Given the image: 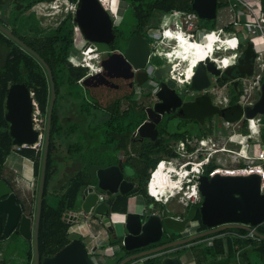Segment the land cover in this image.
Listing matches in <instances>:
<instances>
[{"label":"trees","instance_id":"obj_1","mask_svg":"<svg viewBox=\"0 0 264 264\" xmlns=\"http://www.w3.org/2000/svg\"><path fill=\"white\" fill-rule=\"evenodd\" d=\"M71 2L74 3L75 0H71ZM232 2V0H216L210 22L199 18L200 26L213 30L217 11ZM82 3L83 11H85L83 19L78 18V12L74 16L67 15L55 30H50L39 38L36 36V24L28 22L25 27H28V31L34 32L33 36L28 39L19 38L47 63L53 76L56 93L38 232V250L41 259L53 256L70 242L71 238L68 233L70 225L63 221L64 213L76 210L79 194L95 180V170L103 165L107 155L114 158L112 154L126 145L125 140L145 119L143 113L133 115L129 112L125 117H114L113 124L110 123L108 113L97 108L96 102L80 86L79 82L86 76L87 69L75 67L69 61L70 54L74 51V32L75 29H78L77 26H80L76 22L75 16L81 23L83 21L97 22L93 31L98 32L99 35L92 39L82 35V38L93 43L97 51L108 52L113 49L122 50L133 35H141L150 40L148 32L159 27L164 14L189 12L197 14L193 8L194 0H127L128 7L123 20L118 26H113L112 17L108 11L105 10L109 23H104L105 20H101V17H104L95 13V3L91 2L88 6L84 5V0ZM262 3L264 4V0ZM226 30L230 32L233 29L226 28ZM14 34L19 37L17 32ZM236 52V59L230 67L225 69L221 75L213 74L215 77L219 76L216 80L218 86H226L229 106L237 104L243 94L242 79L254 76L260 66L257 62L258 53L248 40L244 41L240 38ZM262 75L261 81L264 80V71H262ZM148 79V75L143 72V75L138 77V83H146ZM15 83H23L33 93V100L37 104L39 116L44 120L42 126L45 127L50 99L47 74L39 61L0 32V180L9 183L10 176L5 173V162L11 153H17L31 161L33 176L37 178L31 199L32 210H35L42 150L30 147L14 150L8 124L4 120L6 93L9 85ZM171 119L172 117L166 116L158 126L159 135L154 144L145 142L142 144L147 153L146 157L138 155V158L131 162V166L136 171L143 169L145 181H148L150 172L155 170L161 160L177 157L172 143L184 142L186 137H191V134L197 137L205 135L203 130H195L190 133L186 131V127L183 131L180 130L181 132L174 131L170 129ZM126 121L127 133L123 126V122ZM261 121L264 122V116L261 117ZM166 124H168L167 127ZM211 129L210 126L207 131L210 133ZM242 132L245 133L246 130L243 129ZM80 139L84 140L82 171L69 176L67 183L62 185L59 182L56 187L51 188V183L59 177L60 160L64 162L75 160L79 151ZM262 141L264 142V129H262ZM91 149L96 150L93 155L90 152ZM131 149L132 152H137L134 147ZM59 153H63L65 157H60ZM213 168L214 165H209L203 174H207ZM144 193L146 199L152 200L146 190ZM18 203H21L26 211H30L31 206L26 205L25 202L19 201ZM109 204L111 211L124 212L127 210V196L120 195L109 200ZM195 221L198 223L196 232L200 233L208 229L200 223L199 214L196 215ZM256 231L264 235V230L261 227H257ZM246 234L247 231L242 229L221 231L180 247L171 256H180L186 251H190L199 264H264V239L249 238L246 237ZM178 237L180 235L171 234V237H166L163 242L173 241ZM209 238H213V240L211 245L207 246L204 241ZM22 242L26 257L25 264H30L31 241L22 240ZM119 243L120 241H110L111 245Z\"/></svg>","mask_w":264,"mask_h":264},{"label":"water","instance_id":"obj_2","mask_svg":"<svg viewBox=\"0 0 264 264\" xmlns=\"http://www.w3.org/2000/svg\"><path fill=\"white\" fill-rule=\"evenodd\" d=\"M83 1V0H82ZM216 0H194L193 8L198 17L210 21L213 5ZM91 2L96 4L97 14L103 16L101 20L108 22L107 12L101 3L95 0H84V5ZM78 8V7H77ZM95 10V9H94ZM264 11V9H263ZM78 12V10H77ZM95 15V14H94ZM77 26L80 35L90 39L99 35L93 31L95 23L83 21ZM103 22V21H101ZM109 23V22H108ZM82 25V26H81ZM177 25L181 26L180 22ZM0 32L19 47L32 55L44 68L50 88V99L44 127L42 155L38 177L34 219L22 211L21 205L16 203V196L4 180H0V238L8 239L14 232L22 240L32 236V264H107L114 260L113 256L99 255L97 260L91 254L97 252V247L89 251L86 244L78 238H73L68 244L51 257H40L38 250V232L43 201L47 155L50 142V129L53 106L56 100L55 85L51 70L47 63L37 52L28 47L13 33L0 24ZM95 32V33H94ZM152 45L139 35H133L128 40L122 52L114 51L103 53L99 61L100 71L89 74L80 80V86L87 91L89 97L96 102L97 108L104 112H111L115 102L133 95L135 74L139 71L147 72L149 51ZM171 64H157L151 68V76L159 82V91L156 93L158 102L153 108L146 109L147 120L139 125L135 135L140 140L154 141L157 136L156 125L161 121L162 115H170L181 104L180 96L173 89H169L165 77ZM219 75L220 70L206 60L197 63L194 74L190 79L189 91L200 95L211 87L208 73ZM33 93L23 83L10 84L6 93L4 105L6 113L4 120L8 124L9 135L13 147H34L40 145L41 134L32 121ZM209 114L219 115L226 121L234 123L242 115L247 119L255 116H264V80L258 90V95L252 105L239 104L227 106L222 109L209 104ZM118 166H111L97 170V189L89 187L82 191L79 198V211H66L63 221L67 224L84 222L89 215L97 217L111 234L114 241H120L114 248L122 249L123 256L113 264H183L179 256L167 255L173 248L187 245L228 229H242L258 239H264L256 231L257 227L264 230V192L260 189L259 176H223L200 175L198 178V191L201 202L197 208L191 207L183 218L169 216L159 208H144L142 211L126 210L121 213L111 211L109 203L104 202L99 191L109 194L126 195L129 189H123L126 181L122 180ZM199 214L200 223L208 229L200 233H190L196 215ZM113 218H118L112 220ZM33 225V230L31 226ZM171 234L183 236L175 241L149 248L160 243L164 235ZM107 244H101L99 252L106 251ZM146 249V250H143ZM143 250V251H140ZM132 253V254H131ZM130 254V255H129ZM103 256V257H101ZM219 264V263H208Z\"/></svg>","mask_w":264,"mask_h":264},{"label":"built area","instance_id":"obj_3","mask_svg":"<svg viewBox=\"0 0 264 264\" xmlns=\"http://www.w3.org/2000/svg\"><path fill=\"white\" fill-rule=\"evenodd\" d=\"M99 1L105 10L109 9V0ZM234 2L235 5L240 7V10L236 13L238 18L236 17V21L231 19L228 23L230 25L225 26L230 29L231 25L235 28L242 23L243 28L247 33L246 38L249 42H251L253 48L257 51L259 58L261 55H264V13L262 0H234ZM228 11L233 13L232 8H229ZM172 17L174 19L173 23L175 30L179 33L182 31V33L186 35H174L173 38L175 40V44L170 46L169 51L164 52L168 58L175 62L173 72L180 67V63L186 62L188 64L187 67H184V70L186 71L188 70L190 64L189 61L185 59L187 58L186 55L178 57L177 51H180L179 49L183 47L180 37H182L183 41H187L189 45H199L201 48L206 46L209 41H212V43L219 41V45L215 46L217 50L216 52L224 49L232 50L240 41L238 36L227 33L228 31H226L224 27L217 28L215 32L202 31L197 26V16L194 13L174 14ZM177 22H180L181 26L177 25ZM163 34L165 35L166 32H163ZM80 42H82L81 36H75L74 51L69 57L70 63L75 67L86 68L88 70V74L100 71V53L93 52V60H89V55L81 56L87 54L89 51H93L94 49H91L89 48V45H84V43L81 44ZM214 54L215 53L210 55L209 60L214 63L216 68L221 72L227 69V67L234 62L237 56V53H233L231 56L232 58L228 60L224 57H214ZM224 60H227L226 64H223ZM204 61L205 59L203 62ZM197 63L198 62H195L194 65ZM260 67V71L264 70V63H261ZM217 78L218 77H215L213 81H216ZM245 80L246 79L243 80L244 92L238 102L241 106L252 105L253 99H251V95L254 92H257L260 88L261 74H255L251 79L247 80L248 82H245ZM147 83L151 84V81L149 80ZM215 85L218 86L217 81L211 87L210 93L215 99V105L221 109L228 105V97L222 92V90L214 89ZM220 88H224V86ZM136 95L140 96L141 94L138 92ZM32 107V121L33 124H37L35 117L37 115L39 116V110L35 102L32 103ZM215 116H217L220 120V123H216L219 128L222 126L225 128L230 127V130L228 133L223 134L221 130L216 128H213L210 133L207 129H204L203 132L205 135L186 139L181 144V150L183 149L185 152L186 146L190 148L188 155L193 160V163L189 170L185 165H181L178 170H175L170 165H165L166 163L160 161L155 170L150 172V177L146 184L147 194L155 202L162 204L164 207L163 210L173 217L180 219L183 218L190 206L197 205L201 202L200 193L198 191V178L211 164L214 165V168L206 174L209 178L216 174L223 176H248L255 174L259 176L261 182L260 189L262 193L264 192V142L262 141V129H264V122L261 121V117L257 115L254 118L247 119L244 115H242L239 121L230 123L219 115ZM242 127L246 130L245 133H241L239 131ZM38 146H34L32 148L37 149ZM21 148H27V146H23ZM21 148L14 147V150L18 151ZM161 166L163 167L164 172H166L174 180L179 182L181 181L178 196L171 198L172 202H166L162 200L161 197L158 198L157 195H153L149 187L153 174ZM159 189V187H156V191ZM177 198L182 200L181 211L173 212L166 208L168 205H172ZM246 237L256 238L252 232H247ZM212 240L213 238L205 240L206 245L210 246Z\"/></svg>","mask_w":264,"mask_h":264},{"label":"flooded vegetation","instance_id":"obj_4","mask_svg":"<svg viewBox=\"0 0 264 264\" xmlns=\"http://www.w3.org/2000/svg\"><path fill=\"white\" fill-rule=\"evenodd\" d=\"M97 1H99V0H97ZM117 2L121 3L120 9L116 8ZM110 5L111 6H110V9L108 11L112 17L113 26H118L125 16V11L128 7L127 0H113L112 2L110 1ZM82 6H83L82 0H75L74 3H72L71 0H0V24L3 27L9 29L13 33V35H15L14 32H17V34L19 36V37H17L18 39L19 38L20 39H22V38L28 39V38L33 36L34 32L28 31V27H25V24L28 22L34 23V24H36V30H37L36 36L39 38L41 36L43 37V35L48 33L50 30H55L56 27L60 24V22L62 20H64V18L67 15H72V16L76 15L77 10H79L78 11V18L83 19L82 17L85 16L84 15L85 11H83L84 8H82ZM122 6H124V8L121 10ZM69 8H70V10H69ZM114 11H115V14H114ZM167 27L172 28V23L171 24L168 23ZM15 36H17V35H15ZM139 36H141V35H139ZM149 37H150V35H149ZM150 39L151 40L146 39L147 43L152 45V47L149 51L148 68L151 69L152 66H156L158 63L155 60L158 58H161L163 60L162 63L171 64V68L165 77V82H166L167 86L169 87V89L175 90V92L181 98V104L175 112H173L170 115H166V114L162 115L161 121L159 122V124L156 125V129L158 131L156 139L158 138V135H159L158 126L162 123V121L165 119L166 116L172 117L171 123L172 124L174 123V125H173L174 129H172L174 131L181 132L180 130L183 131V129L185 127H186L185 128L186 131H189L190 133H193L195 130H199V131L204 130V128L208 124V121L212 117V115L209 114V107H210L209 104L211 103V105H212L213 99L211 98V95L208 93L209 91H207V90L203 91L198 96H197V94L189 91L190 79H191L192 75L194 74V69H195L197 64L191 67L190 74L188 76H187L186 70H183L181 73L177 72L176 75L173 76V71L175 68V62L172 59L168 58L161 50H159V47H157V45L155 44L156 43L155 38L150 37ZM85 43L87 45H93V43H89L87 41H85ZM127 43H128V41L126 42V44L122 50L113 49V50L108 51V52L107 51H100V56H102L103 53H111L114 51L122 52L125 49ZM207 46L210 48V45H207ZM196 47H198V46H196ZM238 47H239V43L232 50L226 49V51H229V52L233 51V53H237L236 51H237ZM221 51H225V49L221 50ZM201 54L205 57V59L208 58V52L206 50L204 53H202L199 50L196 52L197 57L203 58V56ZM207 60L209 62H211L209 59H207ZM161 64H159V65H161ZM232 64H230L228 67H230ZM214 67H215V69H217L215 64H214ZM143 72L144 71H139L135 74L134 86H133V95L130 97L123 98L119 101H116L112 111L108 112V115L110 117V123L113 124V118L114 117H125L126 113H129V112H131L133 115H140L143 113L145 115V119L143 122H145L147 120L146 109L153 108L156 105V103L158 102L157 97H156V93L159 91L160 87H159V82L155 81L154 79L150 80L151 84L150 83H144V82L138 83V81H139L138 77L142 76ZM208 76H209V79H210V76L212 79L213 74L209 72ZM175 80L180 82V83H183V86L180 87L179 85H176ZM214 82L215 81H213V80L211 81L212 85ZM138 92H140V94H141L140 96L136 95V93H138ZM4 108H5V105H4ZM5 113H6V110H5ZM5 113H4V115H5ZM126 124H127V121L123 122L124 130L127 133V130L125 129ZM141 124H139V125H141ZM167 125L168 124H166V127H167ZM135 131L133 133H131L130 137L125 140L126 145L123 146L122 149L116 150L112 154L114 156V158L109 157L108 155L106 156V158L103 161V165L95 170V176H94L95 180L93 181V183L91 185L85 187L83 190L91 187V188H93L94 191H98V189H97V174H96L97 170L98 169H104V168L111 167V166H118L119 163H121L120 171L122 173V180L126 181V183H127L123 186V189L124 190L129 189L128 194L125 195V196H127V201L129 199L130 195L139 196L143 200V204L145 206L144 208H146L145 210H148L147 208L156 207V208H159V211H164L163 210L164 207L159 205V203L155 202L153 199L152 200L146 199L144 191L146 190L147 181H145V179H144L145 176H144L143 169H138V171H136L131 166V162L133 161V159L138 158V155H141V157H146L147 153L144 150L145 149L144 145H142V144L145 142V143H149L152 145V144H154L156 139L154 141H150L148 139L140 140L137 137V135H135ZM193 137H195L194 134H191L190 139ZM186 139H188V137H186ZM83 142H84L83 139L79 140V143H80L79 144V151L77 152V155L75 156V160H73V162L71 161V163L68 164L69 166L72 167V172H71V174H69V173H66V174H68L70 176L73 173L78 174L82 171V165H83L82 160H83V156H84V151L82 149L83 148ZM180 143L181 142H177L174 144L176 147H178ZM132 147H134L137 150L136 153L132 152V149H131ZM90 152L93 155V153L96 152V150L91 149ZM175 152L177 153V157H179V152L176 149H175ZM177 157H173V159L174 158L176 159ZM189 163L192 164L193 161H189ZM173 168L174 169L176 168V164L173 165ZM148 171H150V170H148ZM202 174H203V172H202ZM162 180H163V175H161V177L159 176L158 181L153 184V186L151 187V192H152V189L154 187H160L161 186V185L158 186V183L161 182V184H162V182H163ZM8 182L9 183L8 184L6 183V184L11 189V192H13L15 194L16 203L21 205V203H18L20 199L17 196L18 192H17L16 187L12 184L11 179ZM82 191L79 194V198L82 194ZM146 192H147V190H146ZM98 193L101 196L102 200L104 202H107V203H109V200L115 199L118 196H120L119 193L114 194V195L109 194L108 192H101V191H99ZM177 196H178V194H177ZM21 207H22V211L25 212L26 210L24 209V207L22 205H21ZM75 211H79V203H78ZM86 221H90V224H93L94 226H98V227L106 230V228L101 223V221L97 217H95L94 215L87 216ZM179 238H183V237H179ZM18 239L20 240L21 238H19L17 233L14 232L8 239L0 238V244H3V248H5V250H8L9 247H14V246L19 244ZM176 239H178V238H176ZM20 242H22V239ZM157 245H159V244H157ZM157 245L150 246L149 248L155 247ZM143 250H146V249H143ZM143 250H140V251H143Z\"/></svg>","mask_w":264,"mask_h":264},{"label":"crops","instance_id":"obj_5","mask_svg":"<svg viewBox=\"0 0 264 264\" xmlns=\"http://www.w3.org/2000/svg\"><path fill=\"white\" fill-rule=\"evenodd\" d=\"M112 2L113 0H109V2ZM233 2H232V4L230 3L229 5H227V6H225V7H223V8H221V9H219L218 11H217V14H216V17H215V28L213 29V30H208V29H206V28H204V27H201L200 26V21H199V17H198V15L197 14H195L194 12H189V13H194L196 16H197V26L202 30V31H207V32H215L216 30H217V28H219V27H224V29L226 30V27L228 26V25H230V24H228L230 21H231V19L232 20H234V21H236V17H237V15H236V13L240 10V7L239 6H237V5H235V2H234V0H232ZM116 5H117V9H120V7H121V3H116ZM111 6V5H110ZM262 6H263V9H264V4L262 3ZM229 8H232V10H233V13H231L230 11H228V9ZM109 9H110V7H109ZM108 9V10H109ZM105 10V9H104ZM108 10H106V11H108ZM109 12V11H108ZM114 13H115V11H114ZM263 13H264V11H263ZM174 14H177L178 15V13H169V14H164L163 16H162V18H161V20H160V25H159V27L157 28V29H154V30H156L159 34H158V37L160 38V39H163V40H165V41H173V42H175V40H174V38L172 37V38H169V37H166V35H164L163 34V32H168L169 30L167 29V20H169V18H172L173 19V15ZM185 14H187V13H185ZM238 18V17H237ZM174 19H173V21H172V29H175V27H174ZM210 22V21H209ZM226 23V24H225ZM225 25H227V26H225ZM165 29H166V31H165ZM230 29H233L232 31H228L227 33H230V35H236V36H238L239 37V40H240V38L242 39V40H244V41H246V40H248L247 38H246V36H247V33H246V30L243 28V24L242 23H240V25L238 26V27H233L232 25L230 26ZM151 31L152 30H150L149 32H148V38L150 39V37L152 38V36H151ZM227 31V30H226ZM77 33H79V30L78 29H75V32H74V37L75 36H77ZM79 35H80V33H79ZM149 35H150V37H149ZM81 36V35H80ZM81 38H82V36H81ZM144 38V37H143ZM154 38V37H153ZM156 39V38H155ZM151 40V39H150ZM74 41V40H73ZM82 41H83V43H84V45H87L86 43H85V40H83V38H82ZM239 43H240V41H239ZM89 46H91L93 49H95V50H97L94 46H92V45H89ZM170 49V48H169ZM169 49H168V51H169ZM99 52V51H98ZM100 53V52H99ZM264 57V56H263ZM264 59V58H263ZM149 70H147V72H146V74L148 75V77H149V79L147 80V82L149 81V80H151V79H153L152 78V76H151V69L150 68H148ZM219 70V69H218ZM262 71H264V70H262ZM262 71H260V69L255 73V74H257V73H259V74H261V79H262ZM222 74V72L220 71V75ZM87 75H89L88 74V70H87V74H86V76ZM217 77H219V76H217ZM253 77V76H252ZM252 77H250V78H248V79H251ZM215 78V76L213 75V77H212V79H211V76H210V82L213 80ZM247 79V80H248ZM243 80L244 79H242V84H243ZM146 82V83H147ZM216 82V81H215ZM214 82V83H215ZM263 81H261L260 80V85H261V83H262ZM145 83V82H144ZM214 83H213V85H214ZM212 85V83H211V87L213 86ZM211 87H209V88H207L206 90L207 91H209L208 93L211 95V93H210V89H211ZM226 87V86H225ZM224 87V88H225ZM243 87H244V85H243ZM243 92H244V89H243ZM224 94H226L227 95V92L225 91V93ZM257 95H258V91L257 92H254L252 95H251V99H253V102L255 101V99L257 98ZM212 96V95H211ZM255 96V97H254ZM228 97V96H227ZM241 97V96H240ZM212 99H213V103H212V105L213 106H215V107H217L216 105H215V99H214V97H211ZM239 100H240V98H239ZM239 102V101H238ZM237 102V104H239ZM227 106H229V105H227ZM226 106V107H227ZM218 108V107H217ZM225 108V107H224ZM219 109V108H218ZM222 109V108H221ZM215 115V114H214ZM214 115H212V116H214ZM259 116V115H258ZM260 117H262V116H260ZM225 120V119H224ZM212 127V125L211 124H209L208 126H206L204 129H209V127ZM212 129H213V127H212ZM211 129V130H212ZM244 129V127H242L239 131L241 132V133H243L242 132V130ZM212 132V131H211ZM195 137H197V136H195ZM188 139H190V138H188ZM183 142H181L179 145V147H178V149L179 150H177L178 152H179V157H177L176 159L174 158H169V159H163V160H161V161H163L164 163H166L165 165H170L171 167H173V165L174 164H176V168L175 169H178L179 167H181V165H183L185 162V166L189 163V161H193L190 157H189V151H190V148L188 147V146H186V151L184 152V150L182 149L181 150V144H182ZM182 154V155H181ZM25 159V158H24ZM27 159H25V161H26ZM29 161V160H28ZM32 163V162H31ZM7 168V167H6ZM202 175H206V174H202ZM21 177V176H20ZM21 180H23V182L24 183H26V185H24L25 187H24V189H25V191H20L21 189H19L18 190V193H17V196H18V198L20 199L19 201L20 202H25L26 203V205H28V206H31V209H30V211H25V214L28 216V217H30L31 219H32V222H33V219H34V214H35V210H32V204H31V199H32V197H33V194H34V192H33V185H34V183H33V179H32V181H27V180H24L23 178H21ZM53 182H56V181H53ZM53 186H51V188H52ZM35 190V189H34ZM123 196V195H122ZM129 197H134V195H130ZM128 202V201H127ZM200 204V203H199ZM127 205H129V203H127ZM198 205V204H197ZM190 207H195V205L194 206H190ZM190 207L188 208V209H190ZM195 208H197V207H195ZM130 211H133V210H130ZM188 211V210H187ZM174 212V211H173ZM169 215V214H168ZM169 216H171V215H169ZM173 217V216H172ZM70 225V227H69V230H68V233H69V235H70V231H72V232H74V233H77L78 235H80L83 239H86V238H90V240H89V245L86 243V242H84L85 244H86V246H87V248H88V250L90 251L91 250V248H93V247H97V252L95 253V254H91L94 258H96L97 260H99L100 259V256L99 255H104V257H110V256H113L114 257V260L112 261V262H110V263H107V264H113V263H115V262H117V260H119L122 256H123V254H122V249H120L119 251H117V249H115L114 247L116 246V245H118V244H115V245H111L110 244V241L112 240V241H114L113 240V238L111 237V234L107 231V230H104V229H102V228H100V227H98V226H94L93 224H90V221H84V222H76V223H72V224H69ZM193 226L194 225H196L195 226V228L193 229V227H191L190 229L192 230V232H191V234H194V233H198V232H196V228H197V226H198V223L196 222V221H194L193 222V224H192ZM31 230H33V225L31 226ZM170 238L171 237V235L169 236V234L168 235H164L163 236V238H162V240L160 241V243H158L159 245H162V244H164V243H169V242H172V241H169V242H163V240H165V238ZM180 237H183V236H180ZM79 239V238H78ZM178 239H180L179 237H178ZM28 240H30L31 241V247H32V236L28 239ZM81 240V239H80ZM175 240H177L176 238L173 240V241H175ZM198 240V239H197ZM207 240V239H206ZM82 241V240H81ZM205 242V241H204ZM191 243V242H190ZM101 244H107L106 245V247H107V249H106V251H104V253L103 252H99V249H100V245ZM189 244V243H188ZM187 244V245H188ZM3 244H0V246H2ZM157 245V244H156ZM159 245H157V246H159ZM183 246H186V245H183ZM183 246H179V247H176V248H173L170 252L171 253H168V255L169 256H171V254L174 252V251H176L177 249H179L180 247H183ZM156 247V246H155ZM2 250H5V248H3V246H2ZM14 253V252H13ZM32 253V252H31ZM101 257H103V256H101ZM103 257V258H104ZM180 257V259H181V261L183 262V264H199L198 262H196L195 261V259H194V257H193V255H192V253L190 252V251H186L185 253H183L182 255H180L179 256ZM25 260H26V257H25V254H24V251H23V256H22V258H20V260H19V264H25ZM33 263V253H32V258H31V260H30V264H32ZM201 264V263H200Z\"/></svg>","mask_w":264,"mask_h":264},{"label":"rangeland","instance_id":"obj_6","mask_svg":"<svg viewBox=\"0 0 264 264\" xmlns=\"http://www.w3.org/2000/svg\"><path fill=\"white\" fill-rule=\"evenodd\" d=\"M123 8H124V6H122L121 10ZM69 10H70V8H69ZM172 21H173L172 18H169V20H167V22L169 24H171ZM158 34L159 33L156 30H154V29L151 31V36L156 38L155 39L156 40L155 44L157 45V47H159V50H161L163 53L167 52L168 49L170 48V46H173L175 43L173 41H165L163 39H160L158 37ZM167 34H171L172 36H174L169 31L166 33V35ZM80 43L82 44L83 41L80 42ZM232 54H233V51L229 52V51L225 50V51L216 52L214 54V57L215 56L219 57V58L220 57H224V58L229 60L230 58H232L231 57ZM263 56L264 55H261L259 58H257L258 59L257 62L259 63L260 66H261V63H264L263 62V58H264ZM155 61L158 64H161L163 62V60L161 58H158ZM179 66L180 67H178V69L175 70V72H173V76H175L177 72L181 73L184 70V67H187L188 64L185 63V64H181ZM260 66H259V68H261ZM246 81H247V79L245 80V82ZM175 82H176V85H179L180 87L183 86V83H180V82H178L176 80H175ZM214 89L222 90L223 93H225V91L227 92V88L226 87L225 88H220V87L215 85ZM222 92H221V94H222ZM211 97H213V96H211ZM35 118H36L37 124H34V125H35V127L37 129H39V132L41 134L40 146H38L37 149H41L42 150L43 137H44V126H42V123L44 122V120L38 115ZM209 121H208L207 126L209 124H211L213 128L221 130V132L223 134L228 133L229 130H230V127L225 128V127L222 126V127L219 128L216 125V123H220V120H219V118L217 116H212ZM173 125H174V123L173 124L171 123L170 129H174ZM172 147H174V149H176V150H179L178 147H176L174 143H172ZM59 155H60V157H65V155L63 153H59ZM9 156H10V158H9ZM9 156L7 157L6 162H5V165L7 167V168H5V173L10 176L11 182L16 187L17 192H18L19 189H21L20 190L21 192L25 191V189H24L25 186L24 185H26V183H24L23 180H21V178H23L24 180H27V181H32V179H33L34 185L32 187H33V192H34L37 178H35L33 176L31 161H28V160L25 161V159L22 156H20L17 153H14V152L11 153ZM9 159L10 160L12 159L11 160L12 162ZM60 163H61V166H60V171H59V177L57 178L56 182H52L51 183V186H53L52 188L56 187L59 182H61L62 185L67 183L68 179H69L68 177L70 175H68L66 173L71 174V172H72V167L68 165V164L71 163V160L66 161V162H64L63 160H60ZM164 173H165L164 169L160 168L159 170H157V174L156 175H157V177H159V176L161 177V175H163ZM162 181H164V178H163ZM159 185H161V182L158 183V186ZM151 193L153 195H157V194H155V192H151ZM157 197L160 198V196H157ZM178 201H179V199L177 198L176 201L174 203H172V205H168L166 208H168L170 211H175V212L181 211V204L178 203ZM169 202H172V199L169 200ZM128 203H129V205H127V209L128 210L142 211L144 209V207H145L144 204H143V200L139 196L129 197ZM159 205L162 206V204H159ZM198 206H199V204L195 205V207H198ZM116 219H118V218H113L112 220H116ZM195 226L196 225L193 226V229L195 228ZM191 229H190V233L192 232ZM69 237L71 239L79 238L83 242H86L87 244L89 243V240H90V238L83 239L80 235H78L77 233H74L72 231H70ZM174 237H176V236H174ZM20 241H21V239L20 240L18 239V243L19 244L14 246V247H9L8 250H2V246L3 245L0 246V264H19V260H20V258H22L23 250H24V248H23L24 247L23 246L24 243L20 242Z\"/></svg>","mask_w":264,"mask_h":264},{"label":"bare ground","instance_id":"obj_7","mask_svg":"<svg viewBox=\"0 0 264 264\" xmlns=\"http://www.w3.org/2000/svg\"><path fill=\"white\" fill-rule=\"evenodd\" d=\"M167 33V32H166ZM166 35V34H165ZM77 36H79V33H77ZM166 37L172 38L173 36L171 34H167ZM180 41H182L183 43V47H181L179 50L177 51L178 57H181L182 55H186L188 61H189V68L186 71L187 76L190 74V69L191 67L194 65L195 62H199V61H203L205 59V57L203 56V58L201 57H197L196 56V52L199 50L202 53L205 52V50L208 52V58H206L205 60L210 58V55H212V44L209 41V43L207 45H210V48L206 45L205 47L201 48L199 45L193 46V45H189L187 41H183L182 37H180ZM217 41V40H216ZM219 43V41H217ZM186 62L180 63V64H185ZM227 60L223 61V64H226ZM196 65V64H195ZM10 158V156H9ZM12 158V157H11ZM13 159V158H12ZM11 159V160H12ZM10 160V159H9ZM10 160V161H11ZM12 162V161H11ZM160 168H163L162 166ZM159 168V169H160ZM158 169V170H159ZM157 171L153 174L152 176V180L149 184V187L151 189V187L153 186L154 183H156L158 181V177H157ZM163 178L164 181L162 182L161 186L159 187L160 189L158 191H156V187H154L152 189V192H155V194H157V196H160L162 200L164 201H169L171 198L177 196L178 194V190L180 188V184L181 181H175L171 176H169L166 172L163 174ZM179 201L178 203H180L182 205V200L180 198H178Z\"/></svg>","mask_w":264,"mask_h":264},{"label":"clouds","instance_id":"obj_8","mask_svg":"<svg viewBox=\"0 0 264 264\" xmlns=\"http://www.w3.org/2000/svg\"><path fill=\"white\" fill-rule=\"evenodd\" d=\"M167 24H168V22H167ZM167 29L169 30V32L170 33H172L173 35H176V34H179V35H181V36H186L184 33H182V31H181V33H179L177 30H175V29H172V28H168L167 27ZM165 31H166V29H165ZM211 42V44H212V46H213V48H212V52L213 53H216V48H215V46H217V45H219V43L218 42H213L212 43V41H210ZM209 43V42H208ZM207 43V44H208ZM89 48H91L92 49V47L90 46ZM93 52H98L97 50H93V51H89L87 54H85V55H81V56H90V59L89 60H93ZM212 53V54H213ZM191 165L192 164H190V163H188L187 165H186V168L189 170L190 168H191ZM175 170H178V169H175Z\"/></svg>","mask_w":264,"mask_h":264}]
</instances>
